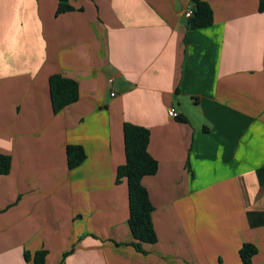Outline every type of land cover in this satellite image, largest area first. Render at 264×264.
<instances>
[{"label":"crops","instance_id":"obj_1","mask_svg":"<svg viewBox=\"0 0 264 264\" xmlns=\"http://www.w3.org/2000/svg\"><path fill=\"white\" fill-rule=\"evenodd\" d=\"M0 0V264H264V13L257 0ZM78 99L54 114L48 78ZM111 80V82H109ZM173 109L176 118L167 111ZM123 123L149 132L157 240L132 245ZM83 162L69 170L66 147Z\"/></svg>","mask_w":264,"mask_h":264},{"label":"trees","instance_id":"obj_2","mask_svg":"<svg viewBox=\"0 0 264 264\" xmlns=\"http://www.w3.org/2000/svg\"><path fill=\"white\" fill-rule=\"evenodd\" d=\"M258 13H264V0H257ZM191 16L187 18V29L195 30L207 28L212 24V11L203 0H190ZM73 11L69 0H57L55 14ZM51 108L54 114L78 99V87L74 80L53 74L48 78ZM124 163L117 167L115 182L125 180L128 198L127 224L132 237V245L140 250L141 244H154L157 240L151 222L153 207L149 201L146 189L141 185L142 178L152 176L157 171V162L149 155L147 145L149 132L146 128L123 123ZM69 170L79 166L85 152L82 147L68 145L65 151ZM10 157L0 154V175L9 172ZM256 249L250 244H243L238 251L243 264H250ZM47 253L44 250L36 251L32 255L24 253L23 257L30 264H45Z\"/></svg>","mask_w":264,"mask_h":264},{"label":"built area","instance_id":"obj_3","mask_svg":"<svg viewBox=\"0 0 264 264\" xmlns=\"http://www.w3.org/2000/svg\"><path fill=\"white\" fill-rule=\"evenodd\" d=\"M185 16H186L187 18H189V17L191 16V11H190V10H187V11L185 12ZM109 82H111V80H109ZM167 115H168L170 118H176V117H177V113H176L173 109H169V110L167 111Z\"/></svg>","mask_w":264,"mask_h":264}]
</instances>
